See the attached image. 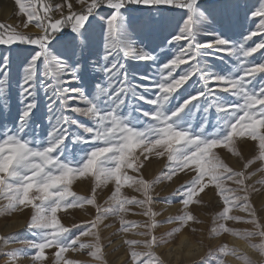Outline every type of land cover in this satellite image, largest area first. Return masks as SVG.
I'll return each instance as SVG.
<instances>
[{
	"label": "snow or ice",
	"instance_id": "1",
	"mask_svg": "<svg viewBox=\"0 0 264 264\" xmlns=\"http://www.w3.org/2000/svg\"><path fill=\"white\" fill-rule=\"evenodd\" d=\"M14 2L23 23H0V215L31 214L23 233L0 234L3 264H108L109 217L124 264H261L228 242L169 246L203 231L193 206L214 190L209 240L228 234L264 257V201H253L264 191V0ZM240 143L253 145L249 158ZM153 159L166 163L147 178ZM181 174L160 197L157 185ZM85 181L88 195L74 190ZM173 198L177 214L156 210ZM89 206L92 219L62 222ZM163 225L172 227L157 234Z\"/></svg>",
	"mask_w": 264,
	"mask_h": 264
},
{
	"label": "rangeland",
	"instance_id": "2",
	"mask_svg": "<svg viewBox=\"0 0 264 264\" xmlns=\"http://www.w3.org/2000/svg\"><path fill=\"white\" fill-rule=\"evenodd\" d=\"M4 6H6V7L9 6V8L11 7L10 8V14H9L8 19H5L4 14L0 13V23L12 24L14 26L23 23L24 17H22L18 14L17 5L15 4L14 0H0V8L2 9V8H4ZM28 31H35V29L30 26ZM225 59L227 60L228 58L225 57ZM238 147H239V150L241 151V153L243 154V158H245V159L249 158L253 154V145L251 143H240L238 145ZM222 155H224L225 158L233 166H235L237 168H240L242 166L241 162L236 157L230 156L226 152L222 153ZM155 163L157 166L155 165ZM165 163H166V161L163 159H160V160L153 159L150 163L147 164V166L145 168V176L147 178L155 177L164 168ZM187 179H188V177L181 174L180 176L175 178L172 183L163 182V183L157 185L156 192L159 194L160 197H168L181 183H183ZM254 179H256V178H254ZM91 187H92L91 181L78 182L77 184L74 185V190L77 191L78 193L82 194V195H88L91 192ZM257 187H259V185H257ZM82 188H84V189H82ZM125 191L127 192L128 195H138L137 193H134L129 189H126ZM207 191L208 192L202 194L204 204L201 206H195V205L193 206L194 213L196 215H198L202 220H204V224L195 225V227H198L201 229L203 228V231L201 232V234L197 233L196 235H192L189 231L186 230L185 232L181 233L176 238V240L173 241V243L169 247L176 246L179 243L181 236L184 233H188V235L192 236L196 242L200 239H203L205 245L211 244L212 246H215L216 244H218L220 242H228L229 243L227 238L230 235H228V234H225L221 237H217L215 239H212L211 242L208 239L209 238L208 237V230L212 226V215L215 212H218L220 210V202H219L214 190H207ZM212 191H214V193ZM109 194H110V186L108 189H104L103 191L98 190V193H97L98 202L103 203V201L107 198V196ZM205 194H206L207 198L204 196ZM263 196H264V191H262L258 195L253 196V201L256 203V205L259 204V202L261 201ZM257 197H259V199ZM173 204L174 205L178 204V205L175 206V208L173 210H171L170 206H172ZM167 206H169V207H167ZM155 208L157 211H161L163 209L164 210V213H163L164 216L175 215L178 213V211L180 209V203L175 198H173L171 204H168L166 200L161 199V200H158V202L155 205ZM168 211H169V213H168ZM263 212L264 211H261L259 213V215L262 218H264ZM30 214L31 213L29 210H25L23 213H13L11 215H0V234L7 235L9 233H23L25 224L27 223ZM94 214H95V209L89 206L85 210H80V209L69 210L68 215L61 214V219H62V222L65 223L66 225H71L74 223H80L81 221L90 220V219H92ZM233 214L244 215V213L239 212L238 210H234ZM15 215H18L20 220H24V224L19 225V226L12 225L10 228L11 230H10L8 225H6V224L9 223L10 221H12ZM127 218L132 219V220L145 219L142 216H131V215L128 216ZM105 223L111 225V227H108V228H103V227L101 228L102 242L106 245L105 251L107 252L108 264H124L127 257L125 254V246L122 243L123 236H122V234L117 232V229L119 228V223L116 220V218H114V217H109L108 220L105 221ZM231 226L239 227V228L251 227V225H247V224H238V225H231ZM170 227H172V226L171 225H163L159 229L157 234H159V232L166 231ZM203 234L205 235L206 238L204 237ZM128 238L142 239L143 237H131V236H129ZM85 239H90V238H85ZM112 244H114V245H112ZM12 247H19V245H12ZM69 255H73V254L69 253ZM76 258L83 259V260L89 259L84 254H76ZM195 258H198V257L196 256V257H193L192 259H195ZM172 260H171V263L173 262L172 264H181L180 261L174 262V258ZM182 260H184V258H182ZM227 260L231 263V261L228 257H227ZM0 264H3V260H0ZM20 264H31V261L29 259L25 258L24 260H22L20 262ZM231 264H233V263H231ZM261 264H264V257L261 260Z\"/></svg>",
	"mask_w": 264,
	"mask_h": 264
},
{
	"label": "bare ground",
	"instance_id": "3",
	"mask_svg": "<svg viewBox=\"0 0 264 264\" xmlns=\"http://www.w3.org/2000/svg\"><path fill=\"white\" fill-rule=\"evenodd\" d=\"M5 2V1H4ZM7 4V3H6ZM11 8V7H10ZM10 8H9V6L8 7H6V6H4V8H0L1 10H0V13L1 14H4V17H5V19H8V17H9V14H10ZM12 15V14H11ZM16 16V15H15ZM158 162V161H157ZM234 163V162H233ZM155 165H156V163H155ZM157 166V165H156ZM157 169V168H156ZM171 188V187H170ZM82 189H84V188H82ZM168 190V189H167ZM206 192H208L207 190H206ZM210 192V191H209ZM213 193H214V191H212ZM210 194V193H209ZM205 197H206V194L204 195ZM211 197V196H210ZM207 198V197H206ZM212 198V197H211ZM218 198V197H217ZM258 199H259V197H257ZM261 198V197H260ZM216 200V199H215ZM261 201H264V196H263V198L261 199ZM261 201L259 202V204L257 205L258 207L260 206V204H261ZM178 204H173L172 206H170V209L171 210H173L174 208H175V206H177ZM167 207H169V206H167ZM166 207V208H167ZM27 212V211H26ZM168 213H169V211H168ZM264 213V212H263ZM22 224H24V220H20V218L18 217V215H15L14 216V218H13V220L12 221H10L9 223H7L6 225H8V227H9V229L11 228V226L12 225H14V226H19V225H22ZM7 227V228H8ZM203 229V228H202ZM11 230V229H10ZM206 233V232H205ZM200 234H201V232H200ZM204 235V234H203ZM202 235V236H203ZM201 236V237H202ZM204 237H205V235H204ZM206 238V237H205ZM209 239V238H208ZM227 240L229 241V243L231 244V245H237V246H240V247H242V248H245L247 251H249L250 252V254L256 259V260H258V261H261L262 260V258L263 257H260L259 255H257L256 253H254V252H252L250 249H247V245H246V242L245 241H242V240H240V239H238V238H236V237H234V236H229L228 238H227ZM121 241V240H120ZM181 241H186L188 244H190V245H192V246H196V247H198V244H197V242L193 239V237L192 236H190V235H188V233H184L182 236H181V239H180V241H179V243L178 244H180V242ZM209 241V240H208ZM211 242V241H210ZM177 244V245H178ZM205 244V243H204ZM112 245H114V244H112ZM176 245V246H177ZM208 245V244H207ZM116 246V245H115ZM176 246H174V247H176ZM206 249H204V248H201L200 249V253H202L203 251H205ZM187 251V249H185V252ZM176 254H178V255H181L182 256V258H184V259H192L193 257H196V256H193V257H186V256H184L183 254H181V253H179V252H177ZM229 259H230V261H231V263H233V264H240V261H238V260H236L234 257H231V256H229L228 257ZM124 259V258H123ZM173 261V260H172ZM119 262V261H118ZM174 262H177L175 259H174ZM120 263V262H119ZM173 263V262H172ZM171 263V264H172ZM230 263V264H231Z\"/></svg>",
	"mask_w": 264,
	"mask_h": 264
}]
</instances>
